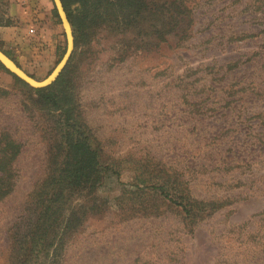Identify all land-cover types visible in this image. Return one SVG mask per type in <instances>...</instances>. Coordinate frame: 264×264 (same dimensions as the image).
I'll list each match as a JSON object with an SVG mask.
<instances>
[{"label": "rangeland", "instance_id": "rangeland-1", "mask_svg": "<svg viewBox=\"0 0 264 264\" xmlns=\"http://www.w3.org/2000/svg\"><path fill=\"white\" fill-rule=\"evenodd\" d=\"M140 3L76 34L63 89L107 170L58 254L32 189L64 156L61 118L0 67V264H264V0ZM65 47L52 0H0L26 73Z\"/></svg>", "mask_w": 264, "mask_h": 264}, {"label": "trees", "instance_id": "trees-1", "mask_svg": "<svg viewBox=\"0 0 264 264\" xmlns=\"http://www.w3.org/2000/svg\"><path fill=\"white\" fill-rule=\"evenodd\" d=\"M60 1L73 31L75 48L77 46V32L82 31L85 33V29L87 28L98 27V25L103 22V13L119 12V10H122L125 12L126 18H128L132 15L128 11L136 4L141 5L140 0ZM53 12L55 17L59 19L54 3ZM65 49L66 47L64 51ZM1 51L20 67L10 54L4 50ZM72 54L63 70L50 85L42 88H33L39 101L46 105L57 117L61 118L60 125L62 126V130L60 128L59 130L62 143L65 145L62 160L51 168L52 173L50 175H47L42 181L36 183L32 189V196L38 204L34 224L40 228L39 236L41 240L44 241L49 239L51 233L52 236L50 240L57 241L53 249L55 254H58L61 248L62 238L65 236V232L70 227H73V220L77 218L76 213L80 212L82 216L88 212L81 207V204L75 205V201L82 192L90 194L100 186L102 176L105 173L104 171L107 170V167L99 162L97 151L89 143L88 137L79 127H76L74 122H72L71 116L74 107L69 95H67L63 89V85L66 84L65 73H67L68 65L73 58ZM0 67L11 74L17 81L27 85L24 81L5 69L1 63ZM29 75L33 77L31 74ZM64 125H67L66 129ZM8 146V148H5V154L7 155L8 151H11V155L8 156L10 159L15 155L17 145L12 140V142H9ZM14 148L15 151L12 150ZM8 164L9 162H6V165L3 167L7 169ZM13 186L14 181L10 177L5 180L0 178L1 195H3L6 190H11ZM164 196L169 197L167 194H164ZM72 205L73 208L65 214V211ZM75 224L76 223H74V225Z\"/></svg>", "mask_w": 264, "mask_h": 264}, {"label": "water", "instance_id": "water-1", "mask_svg": "<svg viewBox=\"0 0 264 264\" xmlns=\"http://www.w3.org/2000/svg\"><path fill=\"white\" fill-rule=\"evenodd\" d=\"M52 1L54 3L55 8L57 9V13L59 15V19L61 21V25L64 30V34L66 37V49L62 58L56 64V66L53 68L50 74H48L42 80H37L31 77L28 73H26L9 56H7L3 51L0 50V63L4 66V68L7 69L12 74H14L20 80L24 81L32 88H42L50 85L58 77L59 73L65 67L74 48L72 29L68 21V18L66 16V13L63 9L62 3L60 0H52Z\"/></svg>", "mask_w": 264, "mask_h": 264}]
</instances>
